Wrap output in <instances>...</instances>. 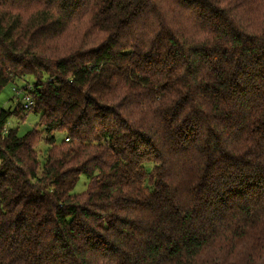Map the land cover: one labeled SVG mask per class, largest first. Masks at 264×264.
I'll return each instance as SVG.
<instances>
[{"label":"trees","instance_id":"obj_1","mask_svg":"<svg viewBox=\"0 0 264 264\" xmlns=\"http://www.w3.org/2000/svg\"><path fill=\"white\" fill-rule=\"evenodd\" d=\"M26 76L0 264H264V0H0V92Z\"/></svg>","mask_w":264,"mask_h":264},{"label":"rangeland","instance_id":"obj_2","mask_svg":"<svg viewBox=\"0 0 264 264\" xmlns=\"http://www.w3.org/2000/svg\"><path fill=\"white\" fill-rule=\"evenodd\" d=\"M30 82L31 77L26 76L21 79H16L14 83L7 84L0 92V108L10 111L14 110L17 105L21 103L22 97L25 93L24 88ZM7 127L10 129L17 128V134L19 136L27 133L29 130L31 131L34 128L39 129V114L33 112L27 113L21 122L16 120V118L11 117L8 120ZM60 141L61 135H56L55 143H59ZM36 150L39 153L38 159L41 165L43 164L42 162L47 150V145L43 141H40ZM87 181L88 180L84 176H81L73 190V193H82L85 190V184Z\"/></svg>","mask_w":264,"mask_h":264},{"label":"built area","instance_id":"obj_3","mask_svg":"<svg viewBox=\"0 0 264 264\" xmlns=\"http://www.w3.org/2000/svg\"><path fill=\"white\" fill-rule=\"evenodd\" d=\"M20 105H21L22 109H24V110H28L34 106V102L31 98V96L29 95L28 91H25ZM4 133H6V129H4ZM65 140L67 141V139H65Z\"/></svg>","mask_w":264,"mask_h":264}]
</instances>
